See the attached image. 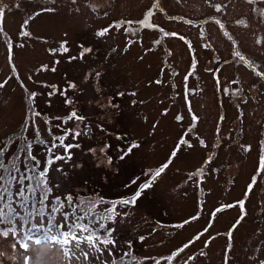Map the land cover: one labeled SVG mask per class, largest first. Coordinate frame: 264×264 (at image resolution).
I'll use <instances>...</instances> for the list:
<instances>
[{
    "label": "rangeland",
    "instance_id": "obj_1",
    "mask_svg": "<svg viewBox=\"0 0 264 264\" xmlns=\"http://www.w3.org/2000/svg\"><path fill=\"white\" fill-rule=\"evenodd\" d=\"M0 10V162L16 163L17 177L46 173V194L29 180L0 186V264L84 262L80 247L28 241L25 250L16 240L42 229L59 239L82 224L85 206L53 197L66 190L105 205L95 222L115 205L114 228L105 226L114 243L90 253L96 264H264V83L256 75H264V0H0ZM227 39L248 63L223 61ZM167 48L179 57L163 71L161 59L176 57ZM224 85L239 95H219ZM73 112L83 119H69ZM61 137L72 145L67 154L53 149ZM106 144L113 149L101 152ZM174 147L176 158L152 180ZM149 181L134 204L120 203ZM49 206L62 212L46 213ZM110 249L115 263L101 255Z\"/></svg>",
    "mask_w": 264,
    "mask_h": 264
},
{
    "label": "snow or ice",
    "instance_id": "obj_2",
    "mask_svg": "<svg viewBox=\"0 0 264 264\" xmlns=\"http://www.w3.org/2000/svg\"><path fill=\"white\" fill-rule=\"evenodd\" d=\"M73 2H75V0H73ZM46 11H51V9H46ZM3 10H0V25H2V19H3ZM128 23H132L131 21H128ZM0 30H2V28H0ZM107 31V29H105L104 31H101L100 33H98V35L103 36L105 35V32ZM25 36L28 35L27 32L23 33ZM9 50L11 52V45H9ZM65 51H67V49H65ZM86 51H90V49H87ZM239 55V54H238ZM241 59H243V57H241ZM97 75H99V73H97ZM74 86V85H73ZM4 84L0 83V88H3ZM119 95H123V93H120ZM134 95V93H133ZM71 118H76L78 120H82L83 117H77L76 113L73 112L71 113L69 119ZM193 119L195 120L196 117L193 116ZM69 132L71 130H68ZM80 133H75L73 138H75L76 136H79ZM60 141V147H63L65 153L67 154L70 151V148L72 147V145H65L64 144V140L63 138H58ZM179 144H183L184 141L183 139H181L179 142ZM203 143V142H201ZM188 147H192L191 144L187 145ZM30 147V145H29ZM109 147H111L110 145H104V147L101 149V152H105L106 149H108ZM137 147V145L133 144L130 146V148L128 149V151H131V148ZM21 151H27V149H22ZM91 151L95 152V149H91ZM179 151L178 147H174L173 149V153H172V157H175V155L177 154V152ZM4 155L3 149L0 148V159H2ZM28 158L29 159H34V157H32L31 153H28ZM60 158V157H58ZM70 158V157H68ZM121 159H123L124 157L121 156ZM108 163L111 164L112 163V159L111 157H108ZM25 167H27V164H25ZM168 167V163H165L164 165H162L160 167L159 170H157L152 176L151 179L154 180L156 177H159L165 170V168ZM261 168L264 169V157L261 158ZM0 169L3 170L4 174H0V186H2L4 183H10L11 181H17L18 179L20 181L23 180H29L30 182H34L35 183V187L32 189L33 192H36L38 190L43 189L45 194H46V189L44 188V183H43V176L46 175V173H40L39 175H32V176H28L27 174H21L19 177H17V175L15 173L19 172V167L17 166L16 163L12 162L10 167H5V165L0 162ZM6 174V175H5ZM151 186L150 181L149 182H145L140 189L134 194V196L132 197V199H124L122 201H120V203L124 204V205H129V204H134L135 200L137 198H139L141 196V194L147 190L149 187ZM251 187V186H250ZM4 191H7V188L3 189ZM0 199H2V197H0ZM69 200V202H71V197L67 198ZM240 204L241 208H243V203L242 202H237ZM91 207V205H89V208ZM11 208V206L9 205V209ZM115 210V205H113V209L112 210H108V215H106L105 217L101 218V220H111V212ZM83 211V209H82ZM90 215H94V213H91L89 211H85V214L83 216H78L76 217L77 220H85L87 219ZM6 218V214L3 211V208L0 207V223H3L5 221ZM101 220H97L96 224L98 226H100L104 231L103 234L98 233L95 229V227L90 226L89 224H76L73 223V225H71L69 227V230L67 232H63L61 233V237L62 238H55L53 237L52 239L55 241V243L62 245V246H72V247H76L79 248L82 244L86 245L87 248L89 249V251L91 250H96L99 251V249L97 248L98 244H104V245H109L114 243L113 241H111L109 239V236L111 235L110 231H108L105 227V225H103L101 223ZM187 223V222H186ZM182 227V225H181ZM9 231H15L14 229H9ZM77 233H87V235L83 236V239L80 238V236ZM5 236H7V232L3 233ZM197 239L199 238V236L196 237ZM27 240H31V237H27ZM35 243L39 244L40 240L37 239L35 241ZM189 245L185 244L183 246V248H187ZM21 247H23L25 250L28 249L29 244L27 242L23 243L21 245ZM72 247H69V253L72 252ZM183 248L179 249L178 251H183ZM82 252V256L84 260L88 259L89 256V252H85L83 251V249H81ZM25 264H28L27 261H25Z\"/></svg>",
    "mask_w": 264,
    "mask_h": 264
},
{
    "label": "trees",
    "instance_id": "obj_3",
    "mask_svg": "<svg viewBox=\"0 0 264 264\" xmlns=\"http://www.w3.org/2000/svg\"><path fill=\"white\" fill-rule=\"evenodd\" d=\"M81 133H83V131H82ZM51 138H52V139H51ZM51 138L49 139V143L56 144L57 140H56L55 136H53V137H51ZM66 139H67V137H65L64 140H66ZM110 146H111V149H113V146H112V145H110ZM53 149L56 150V152H59V153H61V151H62V147H60L59 145H56ZM175 158H176V157H173L172 160L175 159ZM165 163H168V164H169L168 159L166 160ZM46 168H47V167H46ZM88 176H90V175H84V177H83L82 179H80L81 183L83 184L82 186H87V185H86V180H87ZM82 180H83V181H82ZM45 183H47V184H46L47 188L50 187V188H51V191H52V193H53V188H54V184H55V183H54L52 177H50V176H46ZM82 188H83V187H82ZM73 193H74V190H73V191H68V190H66V191H63V193H62L61 196L53 195V197H54V198H56V197H62V198H63L64 196H66V197H71V200H72V202L74 203V206H75V207H78L79 204H82L83 206H85V209H86L87 211L91 212V213L102 214L103 212H106V208H105V205H104V204H100V205L93 204V201L90 199V197H89L88 195H84V194H82V195H81V199L78 200V199H76V197L73 196ZM50 195H51V194H50ZM50 195H49V197H50ZM49 197H48L47 199H49ZM47 199H46V200H47ZM89 205H91L90 208H89ZM85 209H83V211H81V212L79 213L80 216H83L82 212H84ZM45 211H46V213L48 212V213H50L51 215L55 214V215L57 216V215H59V213L62 212V209H58V210H55V211H54L53 207H52V206H49V208H47ZM63 214H64V213H63ZM111 217H112V216H111ZM92 218H93V220H92ZM80 222H81L82 224H89V225L92 226V227H97V224H96V222H95V219H94L93 215H90V216H89L87 219H85V220H80ZM105 226H106V227H109V228H114V225H113V217L111 218V220H106V221H105ZM84 235H87V233H83V234H81V235H80V238L83 239V236H84ZM117 237H118V234H117ZM120 239H121V237H120V235H119V241H120ZM80 248L83 249V251H85V252H89V256H88V258H89V257H90V253H91L93 250L89 251V249L87 248V246H86V245H83V244L80 246ZM114 252H115V249H110L109 251H104L103 254H101V255H102V257H107V255L112 256V255L114 254ZM74 254H75V250L72 249V252H71V253H68V257H69L70 259H72V256H73ZM94 255H95V254L92 255L91 259L84 260V262H83L82 264H96V261H95V259H94ZM69 262H70L71 264H75V263H74V260L69 261Z\"/></svg>",
    "mask_w": 264,
    "mask_h": 264
},
{
    "label": "flooded vegetation",
    "instance_id": "obj_4",
    "mask_svg": "<svg viewBox=\"0 0 264 264\" xmlns=\"http://www.w3.org/2000/svg\"><path fill=\"white\" fill-rule=\"evenodd\" d=\"M154 1H157V0H154ZM160 1V0H158ZM213 8V7H212ZM214 10H218L219 8L216 7V8H213ZM207 19H210V16L207 18ZM166 25L167 22H165ZM169 26V25H168ZM185 30V29H184ZM202 37H204V35L201 34ZM177 38L175 37L174 39L172 40H176ZM260 37L257 38V42L259 43L260 42ZM228 42L231 43V45L227 46L228 48V51H229V56L230 57H237L238 60L236 61L237 63H241L243 60L251 57V55H245V53L243 51L240 50V48L235 45V43L233 44V42L231 40H227ZM205 42H202V45H204ZM197 47L195 46L194 48V51ZM168 51H170L171 53V57H174L176 55V50L175 48H167ZM244 53V54H243ZM239 54V55H238ZM178 57H179V54L176 55L175 58H171V59H168V56H166L164 59H161L160 63H161V66H160V69L163 70V71H167L171 66L175 65L176 62L178 61ZM241 57H243V59H241ZM145 58V54H144V57L143 59ZM244 63V62H243ZM149 67H151V65L149 64L148 65ZM261 66H259L260 68ZM257 77L258 79L260 80V82L264 83V76L260 75L259 73L257 74ZM224 91L226 92V94H230V96H237L238 95V92L239 91H234L233 88H231L230 90L229 89H226L224 88ZM222 119H218L217 120V123L216 125L213 127V131H219V126L222 125ZM195 125V123H194ZM229 137V134H226L224 137H219L218 138V141L217 143L221 142L223 138H228Z\"/></svg>",
    "mask_w": 264,
    "mask_h": 264
}]
</instances>
